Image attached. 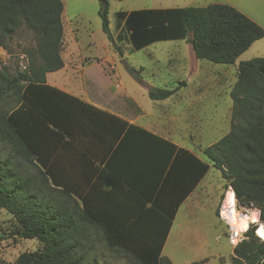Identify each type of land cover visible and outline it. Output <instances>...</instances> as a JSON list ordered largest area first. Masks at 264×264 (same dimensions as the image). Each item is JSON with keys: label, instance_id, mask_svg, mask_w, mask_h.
Wrapping results in <instances>:
<instances>
[{"label": "trees", "instance_id": "16d2710c", "mask_svg": "<svg viewBox=\"0 0 264 264\" xmlns=\"http://www.w3.org/2000/svg\"><path fill=\"white\" fill-rule=\"evenodd\" d=\"M102 1L103 31L123 57L125 34H113L109 3ZM63 13L62 0H0V47L21 30L32 32L35 40L24 51L25 69L12 73L0 67V210L13 215V236L40 244L21 253L16 264H108L104 257L112 252L129 264H174L161 252L188 193L179 199H99L117 191V178L144 161L151 148L166 147V164L173 159L174 167L179 153L190 157L182 160L189 190L211 165L217 167L233 188L237 206L259 209L264 223V57L239 64L231 91V129L203 149L205 161L47 81V73L70 65L63 55L68 36ZM118 19L133 50L189 38L196 58L222 64L235 63L264 37L262 26L226 3L132 10L119 12ZM124 63L143 83L142 69ZM176 90L153 87L148 94L161 100ZM117 155L124 159L116 160ZM100 175L102 181H95ZM256 228L252 223L237 243L231 264H264V239Z\"/></svg>", "mask_w": 264, "mask_h": 264}, {"label": "rangeland", "instance_id": "374dc122", "mask_svg": "<svg viewBox=\"0 0 264 264\" xmlns=\"http://www.w3.org/2000/svg\"><path fill=\"white\" fill-rule=\"evenodd\" d=\"M62 1L64 2L63 22L65 32L68 33L63 55L70 66L47 73L49 83L90 98L96 102L95 104L118 114L120 113L117 110L124 114L129 112L135 114L136 109L144 111L145 114L142 115L144 119H150L151 125L160 129L165 123L166 127H175L176 123L172 120L176 117L172 120L168 117L172 118L175 115L173 113L177 109V97L152 100L148 95L149 89L159 86L176 88L182 81H188L190 88L180 87L179 90L193 91L195 86L200 85L201 99L195 108L209 119L211 127H214L213 135L220 139L229 132L233 107L231 91L237 81L238 66L242 61L264 57V37L256 41L233 64L214 63L196 58L198 64L210 65L202 68V76L199 75V67L193 65L190 56H194V52L187 40L160 41L130 54L127 53L130 52V46L124 42L122 48L124 54H128L125 60L138 70L142 68L138 73L144 80V84H141L126 69L124 61L114 51L103 31L100 12L105 2ZM162 1L165 0H108V16L113 34L116 35L122 25L118 19L119 12L144 8L147 4L158 5ZM122 32L126 40L127 33L125 30ZM34 44L32 32L21 30L16 33L6 48L0 47V67L12 73L25 69L28 57L24 51ZM84 59H90V62L83 63ZM128 98L133 99L136 106L129 108L130 103L125 101ZM182 107L181 104L176 112ZM161 116H166V119L160 118ZM144 119L140 122H144ZM222 185V172L213 166L202 185L206 188L204 195L198 199L188 200L179 208L164 253L173 258L174 264H192L201 258H207L206 264H231L230 246L223 233L228 229L221 224L219 218L223 216L222 208L225 202V199H219ZM250 208L254 207L240 205L239 211H236L245 212ZM13 221L12 214L0 210V264H16L17 257L21 253L36 250L40 245L36 239L13 236L11 233ZM216 235L221 237L216 240ZM114 255L113 252L112 255L107 253L104 260H107L108 264H129L123 256Z\"/></svg>", "mask_w": 264, "mask_h": 264}, {"label": "crops", "instance_id": "0c3cea01", "mask_svg": "<svg viewBox=\"0 0 264 264\" xmlns=\"http://www.w3.org/2000/svg\"><path fill=\"white\" fill-rule=\"evenodd\" d=\"M213 3L230 4L234 6L235 8H237L238 10H240L241 12H243L244 14H246L248 17H250L252 20H254L256 23H258L260 26L264 28V0H165V1H162V3L158 5L152 6V4H149V5L147 4L144 8H135V9L129 10L128 12L132 10H141V9H172V8H182V7H187V6H207ZM123 26H124V22H122V25L118 33L122 32ZM168 40H187V42H189V38L166 39V40H159V41L153 42L149 44L148 46L155 44L157 42H160V41H168ZM123 42L127 43L130 46V49H129L130 52H127L128 54L134 51H138V50H133L132 44L129 41L128 33H127L126 40L124 39ZM255 42L253 44H255ZM253 44L250 47H252ZM148 46H145L142 49L147 48ZM142 49H139V50H142ZM244 53L245 51L242 54ZM128 54H124L123 57H121V59L123 61H126L125 58H127ZM242 54L240 56H242ZM114 56L115 55H113V57ZM190 57L192 61L194 62L193 65H195V67L197 68L199 67V71H200L199 75L202 76L203 75L202 68L206 65L208 66L210 65L207 63L198 64L195 54L194 56L191 55ZM87 62H90V59ZM67 66H70V65L66 63V65L63 68H66ZM185 82L182 81V83H180V86L176 87L177 90L173 95H171L170 97L166 99H161V100H167L171 97L174 98L176 96L177 97V106H176L177 109L181 104L183 107L181 110H179V112H176L177 111L176 109L173 113V115L174 114L175 115L172 118L168 117L171 120L176 117L175 118V120L177 119L176 121L174 119L172 120L173 123H176L175 127L174 126L166 127L167 124L165 123L160 129H157L154 126H152L150 119L148 118L144 119L145 117L142 116L145 114L144 111H141V110L137 111L136 109L135 114L131 112H129L128 114H124L122 111L117 110L120 113L118 114V113H115L113 111H110L108 109H105L95 104L96 102L92 101L90 98H86L83 95H77L75 93L73 94L80 96L81 98L85 99L86 101L94 104L95 106L99 108H102L104 110H107L111 113H114L120 116L121 118L127 120L129 123L137 124L149 131H152L156 135L173 142L178 147L184 148L194 153L199 158L205 161H208V159L203 154V149L207 146L214 144L215 142L220 140L222 137L219 139L217 136L213 135L214 127H211V123L209 122V119L204 114H201V112L195 108L196 104L201 99V96L199 95V88H201L200 85L195 86V89L193 91L190 90L191 92L189 90L188 91L185 90V92L184 91L182 92L179 90L180 87H186L187 89L190 88L189 82L188 81L186 83ZM141 84H144V82ZM57 87L64 89L60 86H57ZM161 88H168V87H161ZM168 89H174V88H168ZM125 101H128L130 103L129 108H131V106H136L134 105L136 103L133 99L128 98V100H125ZM161 103H165V102H161ZM140 112H142V114ZM160 118L166 119V116H161ZM142 119H144V122H140L142 121ZM141 123H143V125ZM206 123H210V124H206ZM230 123H231V120H230ZM130 148L132 149V147ZM166 149H167L166 147L164 148L161 147L159 150L155 148H151V150L147 154V157H144V161L142 159L139 162V164H137V166L132 170H124L126 178L125 176H121L120 178H117L119 179V184H120L119 189H118L119 191L117 190L118 193H116L117 191H115L114 193H111L110 195H105L104 197L99 198V199H179V197H182L183 195H185V193H188L186 194L185 198H183L179 206L180 208L181 205L187 202L188 200L198 199L199 197L204 195V192H206V188H203L204 186L202 185L204 184V181L207 178L208 173L213 166L211 165L209 171L198 181L196 186H194L192 190H189L190 189L189 185L191 181L189 182L186 180L187 175H189V172L185 171L186 166L182 160L186 159L190 161L191 160L190 157H188L184 153H179L178 154L180 158L179 162L177 166L174 167L173 159H172V162H170V164H166L167 151H168V149L167 150ZM175 156H177V152L174 153V156H173L174 159H175ZM109 157L110 155H108V158ZM122 157L124 156L117 155L116 160L124 159ZM193 173L194 171L191 170L192 175ZM124 179H128L129 181H131V183H133V185L125 184V182H123ZM94 180L97 182L102 181L101 175L99 177H95ZM105 180L106 179H104L103 181ZM231 191L234 193V196H235V192L233 188L231 186H226V181L223 178V185H222V190L220 191V194H219V199H226L227 193ZM236 201L237 200L235 197V209L239 211ZM248 207H251V206H248ZM179 208L177 210V213L179 211ZM253 209L255 210L257 208L254 207V208L246 209L245 212H249V211L251 212ZM257 210L259 211L258 213L259 222L262 223L260 221V210L259 209ZM177 213H176V216H177ZM175 218L173 220V224H174ZM219 218L222 222L221 224L228 229L227 232H223V233L226 235L228 239L227 242L230 246V258H231V256L233 255L234 248L238 242H231L229 239V234L231 230L238 229V227L232 226L230 224L232 223V221L229 218L228 220L225 219L223 216L222 217L219 216ZM252 223L257 225V223L251 222L250 224H248L247 228L241 227V231L247 230ZM173 224L170 229V232L168 233L166 242L161 252L163 256L168 257L169 259L172 260V262L174 261L173 258L171 256L165 255L164 253H165V249H166V246L169 240L171 230L173 228ZM220 237L221 235H216V240H218ZM217 255H220V254L217 253ZM203 259H207V258H201L195 261H199Z\"/></svg>", "mask_w": 264, "mask_h": 264}, {"label": "bare ground", "instance_id": "6f19581e", "mask_svg": "<svg viewBox=\"0 0 264 264\" xmlns=\"http://www.w3.org/2000/svg\"><path fill=\"white\" fill-rule=\"evenodd\" d=\"M258 213L259 211L257 209H253L251 212L249 211L247 213L236 211L234 193L232 191L227 193V197L222 208L223 217L227 220L229 218L232 221V226H237L238 229H241V227H243L242 225L245 223L246 228L248 227L247 224L251 222L257 223V228L260 225L257 231V235L264 239V224L259 222Z\"/></svg>", "mask_w": 264, "mask_h": 264}, {"label": "built area", "instance_id": "2783aa9c", "mask_svg": "<svg viewBox=\"0 0 264 264\" xmlns=\"http://www.w3.org/2000/svg\"><path fill=\"white\" fill-rule=\"evenodd\" d=\"M245 213V212H244ZM250 224V223H249ZM256 225V224H255ZM260 226V225H259ZM258 226V228H259ZM258 228L255 230L256 234H257V231H258ZM248 230V229H247ZM241 231V229H233L230 231V234H229V239L231 242H240L242 241L246 236H245V233L246 231ZM259 236V235H258ZM260 237V236H259ZM261 238V237H260Z\"/></svg>", "mask_w": 264, "mask_h": 264}, {"label": "clouds", "instance_id": "9594fccd", "mask_svg": "<svg viewBox=\"0 0 264 264\" xmlns=\"http://www.w3.org/2000/svg\"><path fill=\"white\" fill-rule=\"evenodd\" d=\"M253 219H255V218H253ZM242 226H243V227H246V223H245V224H243Z\"/></svg>", "mask_w": 264, "mask_h": 264}]
</instances>
